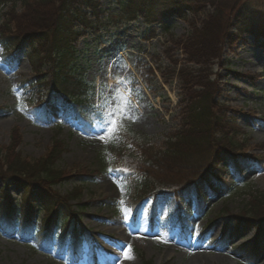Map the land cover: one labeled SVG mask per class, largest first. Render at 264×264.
<instances>
[{
  "label": "rangeland",
  "instance_id": "374dc122",
  "mask_svg": "<svg viewBox=\"0 0 264 264\" xmlns=\"http://www.w3.org/2000/svg\"><path fill=\"white\" fill-rule=\"evenodd\" d=\"M90 1L99 6V13L94 12L96 17L91 16ZM236 1H245L250 6L247 32L242 35L235 27L231 28L230 31L239 32L241 37L223 45L222 57L212 65L211 73L218 74L223 92L221 100L236 110L234 132L230 138L236 148L232 153L259 158L262 163L258 166L252 162L239 177L232 171L230 161L223 160L210 166L205 185L213 182V174L220 172L225 181L234 183V187L227 194L223 187L214 185L202 214L196 212L195 188H192L175 192L170 206L159 197L154 224L147 219L149 201L141 204V212L132 219L130 208L123 202L126 191L108 170L113 165H124L131 154L138 155L141 151L132 142L121 143L120 132L104 141L98 138L111 115L119 111L123 98L130 101L128 115L137 119L133 122L126 115L121 126L144 134L153 147H159L166 134L178 128L177 75H173L170 82H164L156 66L168 63L164 52L168 41L187 34L189 26L185 21L176 17L164 19L169 29L166 33L160 24L150 28L141 16L133 18L123 1L78 0L77 10L92 20L87 27L81 25L80 18L72 22V31L80 35L74 41L70 64L75 73L94 88L92 103L96 115H92V125L87 129L74 119L64 118L63 110L67 105L64 103L49 104V123L34 118L28 109L30 101L36 100L38 77L25 57L11 66L0 60V146L12 144L20 158L28 162L46 154L54 140L62 143L64 152L56 164L68 178L53 184L51 190L66 198L71 208L79 209V220L68 222L66 238L76 229L86 236L81 247L84 255L72 261L64 249L50 247L43 250L26 239L0 230V264H88L87 253L95 257L94 264H264V242H261L262 250L255 260H248L238 251L254 237V232L253 229L243 230L242 225L237 229L232 218L247 207L249 192L264 193V0ZM13 11L15 15L19 14L21 23L25 22L22 7L15 6ZM3 19L0 14V22ZM15 25L11 23V28ZM151 30L154 36L147 38ZM1 51L0 47V54ZM138 60L153 68L147 82L136 71ZM116 76L124 78V82L117 83ZM48 77L46 74L44 80ZM37 87L40 89L41 86ZM111 143L120 149L118 155L109 151ZM99 169L102 172L99 173ZM2 186L0 181V188ZM3 190L17 203L22 201L21 187L11 185ZM202 192H209L207 186ZM175 204L180 205V214L187 224L185 231H180L179 222L166 221ZM38 211L33 220L37 227L44 216L41 208ZM63 215V210L57 215V233L63 229ZM214 217L220 218L210 229L203 231L206 220ZM224 232L226 242L222 246L216 239ZM125 252L131 258H125Z\"/></svg>",
  "mask_w": 264,
  "mask_h": 264
},
{
  "label": "trees",
  "instance_id": "16d2710c",
  "mask_svg": "<svg viewBox=\"0 0 264 264\" xmlns=\"http://www.w3.org/2000/svg\"><path fill=\"white\" fill-rule=\"evenodd\" d=\"M119 1L124 2L123 6L131 11L133 18L141 16L150 28L160 24L167 33L169 29L164 19L171 17L185 21L189 26L187 34L168 41L164 48L168 58L166 66H156L164 82H170L173 75H177L178 128L166 134L157 148L149 144L147 136L134 132L130 127L121 126L118 130L121 143L132 142L141 151L138 155L131 154L124 165L111 167L126 191L123 202L136 217L141 204L149 200L148 219L153 224L159 197H163L170 206L175 192L195 188L196 212H202L214 185L223 187L227 194L234 187V183L225 181L220 172L213 174V182L205 185L210 166H216L223 160L230 161L232 171L239 177L252 162L258 166L262 163L259 158L250 159L249 156L232 153L233 148H236V143L230 139L234 132L236 110L221 100L223 92L218 74L215 76V73H211L212 65L222 57L223 45L236 41L247 32L250 6L245 1L236 0ZM77 4L78 0H0V14L4 18L0 22V58L11 66L18 57L23 56L38 77L39 81L35 84L41 87L39 89L36 86V100L34 103L30 101L28 109L34 118L49 123V104L64 103L67 104L63 110L64 117L76 119L83 129H87L92 125V115H96L92 103L94 88L85 83L70 64L75 49L74 41L80 35L72 31V22L80 18L81 25L87 27L92 24V20L86 13L77 10ZM90 5L93 17L99 13V6L93 1H90ZM15 6L24 9L22 17L26 19L25 22L21 23L19 14H14ZM11 23H16L14 29ZM233 27L241 34L230 31ZM153 36L154 31L151 30L147 38ZM173 51L178 54H173ZM43 67L45 70L42 71ZM135 68L144 82L153 73V68L140 60L135 63ZM227 70L234 73L229 68ZM46 74L49 77L44 80ZM224 138L228 140H222ZM10 145L0 146V181L3 183L0 188L1 231L49 248L51 240L59 236L53 233L56 232L55 223L59 220L57 215L63 210V230L58 239L59 246L64 247L62 236L67 223L78 221L80 215L78 208L74 210L66 198L51 190L53 184L68 178L56 164L64 152V146L56 139L46 154L25 162L14 151L15 147ZM109 151L114 156L120 153L113 143ZM11 185L22 188L20 203L5 194L3 189ZM206 186L209 189L207 194L202 192ZM248 196L250 201H247V207L232 215V218L237 229L239 225L245 231L253 229L254 237L238 251L248 260H255L262 250L261 242H264V193L254 191L251 194L249 192ZM40 208L44 216L36 228L33 220L37 218ZM173 209L169 212V220L181 223V229H184L180 205H173ZM219 218L207 219L203 231L212 227ZM74 232L68 245V257L73 261L81 257V241L86 237L80 236L77 230ZM220 242L221 245L225 244V232ZM91 259H94L92 255L88 261Z\"/></svg>",
  "mask_w": 264,
  "mask_h": 264
},
{
  "label": "snow or ice",
  "instance_id": "6c2138e0",
  "mask_svg": "<svg viewBox=\"0 0 264 264\" xmlns=\"http://www.w3.org/2000/svg\"><path fill=\"white\" fill-rule=\"evenodd\" d=\"M115 79H116L117 83H123L124 82V78H122L120 76H116ZM129 104H130V101L127 98H123L122 104L119 106V111L116 113H113L111 115V118L109 119L107 125L105 127L101 128V132L103 134L98 136V138L101 141H104V140L110 138L111 136L115 135L118 132V130L121 127V121L130 112V110L128 108ZM21 110H23V109H21ZM128 118H130L133 122H135V120L137 119V117L130 116V115H128ZM108 171H109V173H112L114 170L109 169ZM162 242H167V241H162ZM129 250H130V246H129ZM124 256H125V258H131L129 256L128 252H125Z\"/></svg>",
  "mask_w": 264,
  "mask_h": 264
},
{
  "label": "bare ground",
  "instance_id": "6f19581e",
  "mask_svg": "<svg viewBox=\"0 0 264 264\" xmlns=\"http://www.w3.org/2000/svg\"><path fill=\"white\" fill-rule=\"evenodd\" d=\"M197 213L202 214L201 212H197Z\"/></svg>",
  "mask_w": 264,
  "mask_h": 264
}]
</instances>
